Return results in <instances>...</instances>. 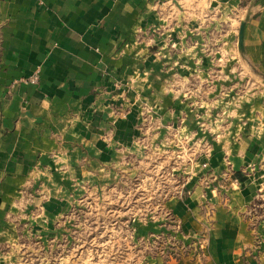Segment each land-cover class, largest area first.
<instances>
[{"label":"crops","instance_id":"1","mask_svg":"<svg viewBox=\"0 0 264 264\" xmlns=\"http://www.w3.org/2000/svg\"><path fill=\"white\" fill-rule=\"evenodd\" d=\"M182 136L152 264H264V0H0V246Z\"/></svg>","mask_w":264,"mask_h":264},{"label":"rangeland","instance_id":"2","mask_svg":"<svg viewBox=\"0 0 264 264\" xmlns=\"http://www.w3.org/2000/svg\"><path fill=\"white\" fill-rule=\"evenodd\" d=\"M172 139H167L161 148L180 147L183 153L179 155L182 158L177 156L174 160L176 154L165 153L162 160L170 161L171 168L161 169L156 164L143 170L139 160L127 183L125 170H119L118 182L96 190L91 199L81 202L51 232H22L9 245L3 243L0 264H152L161 251L160 239L155 238L151 247L140 226L147 214H154L158 223L156 217L163 213L164 201L172 196L173 162L185 161L191 143L195 148H207L211 142L205 136H198L193 142L188 136L174 138L175 142ZM149 159L153 164L158 158ZM161 172L164 183L157 184Z\"/></svg>","mask_w":264,"mask_h":264},{"label":"built area","instance_id":"3","mask_svg":"<svg viewBox=\"0 0 264 264\" xmlns=\"http://www.w3.org/2000/svg\"><path fill=\"white\" fill-rule=\"evenodd\" d=\"M207 243V238L205 235H201V236H198L196 237L195 241H194V246L197 247L198 251H202L205 247Z\"/></svg>","mask_w":264,"mask_h":264},{"label":"water","instance_id":"4","mask_svg":"<svg viewBox=\"0 0 264 264\" xmlns=\"http://www.w3.org/2000/svg\"><path fill=\"white\" fill-rule=\"evenodd\" d=\"M244 29H245V23L243 22L241 24V28H240V32H239V48L240 49H242V46H243Z\"/></svg>","mask_w":264,"mask_h":264}]
</instances>
